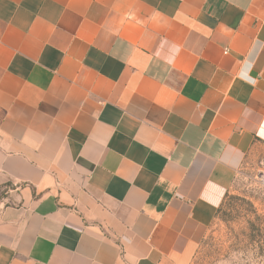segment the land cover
Segmentation results:
<instances>
[{
	"label": "crops",
	"instance_id": "obj_1",
	"mask_svg": "<svg viewBox=\"0 0 264 264\" xmlns=\"http://www.w3.org/2000/svg\"><path fill=\"white\" fill-rule=\"evenodd\" d=\"M264 143V0H0V264H191Z\"/></svg>",
	"mask_w": 264,
	"mask_h": 264
},
{
	"label": "rangeland",
	"instance_id": "obj_2",
	"mask_svg": "<svg viewBox=\"0 0 264 264\" xmlns=\"http://www.w3.org/2000/svg\"><path fill=\"white\" fill-rule=\"evenodd\" d=\"M263 237L264 143L259 142L245 154L191 264H264Z\"/></svg>",
	"mask_w": 264,
	"mask_h": 264
},
{
	"label": "trees",
	"instance_id": "obj_3",
	"mask_svg": "<svg viewBox=\"0 0 264 264\" xmlns=\"http://www.w3.org/2000/svg\"><path fill=\"white\" fill-rule=\"evenodd\" d=\"M263 239H264V237H263ZM263 254H264V252H263Z\"/></svg>",
	"mask_w": 264,
	"mask_h": 264
}]
</instances>
